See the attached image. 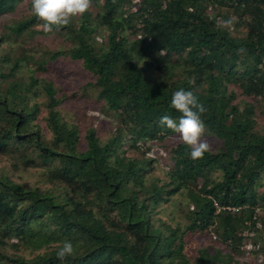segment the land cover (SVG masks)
Listing matches in <instances>:
<instances>
[{"label":"trees","instance_id":"1","mask_svg":"<svg viewBox=\"0 0 264 264\" xmlns=\"http://www.w3.org/2000/svg\"><path fill=\"white\" fill-rule=\"evenodd\" d=\"M22 1L0 0V17ZM91 2L102 13L93 22L85 12L71 30L76 46L50 58L69 52L93 75L111 121L107 139L96 113L83 130L64 118L59 106L68 97L51 82L43 86L44 125L42 80L32 71L16 79L27 53L0 58V155L45 166L52 184L0 175V242L38 251L28 260L0 250V264H235L249 254L264 264V0ZM229 18L230 29L218 27ZM40 23L32 13L10 27L37 34ZM97 25L107 32L96 37ZM181 88L197 95L205 133L221 142L196 161L158 124L163 115L178 122L170 103ZM177 194H186L187 209L173 224L159 212ZM194 235L208 241L194 249ZM65 241L74 254L61 261ZM45 246L52 248L40 252Z\"/></svg>","mask_w":264,"mask_h":264},{"label":"rangeland","instance_id":"2","mask_svg":"<svg viewBox=\"0 0 264 264\" xmlns=\"http://www.w3.org/2000/svg\"><path fill=\"white\" fill-rule=\"evenodd\" d=\"M29 2L30 0L20 2L14 12L6 13L0 17V36H3L2 42L0 43V58H2L4 54H7L10 55V58L14 59L21 56L22 53L23 55L27 53L26 57L31 61H24V66L18 71L16 79L23 81L29 80L28 76L30 75V71H32L31 75H35L42 80V94L38 96L37 99L42 106L40 116L42 117V123L44 125L45 122L43 118L47 114L45 104L47 102V96L43 86L44 83L51 82L58 90L59 97H62L63 95L68 97L67 101H63V103L59 106V110L63 114L64 118L70 123L79 126L80 129L83 130L91 125L95 115L102 116L107 123L106 125H102V123L97 124L99 127L98 129H100L98 134L102 139H107L111 134V121L110 118L107 117L101 110L104 106V101L99 99L98 89L96 86L92 85L94 77L90 72L82 67L81 61L72 59L69 55V50L76 46V39L73 37L71 30L77 29L80 26L83 18L82 15L74 17L70 23L71 27L63 30L37 34H31L26 31L17 35L12 31L10 26L14 25L17 21L23 20L24 18L32 15ZM88 11L92 14L89 16V19L95 22L94 18H97L96 16L102 13L101 2H91ZM97 28L98 32L96 37L101 36V33L105 34L107 32L102 26L97 25ZM22 46H25V48ZM58 50L69 52H66V55H63L54 61L51 60V52ZM41 62L43 65L42 70L37 68V64ZM36 100L31 99V102L33 103ZM87 111L88 113H84ZM258 120H260L261 123L264 122V118L262 117L258 118ZM43 129L47 131L46 127ZM205 132L206 129L201 139L207 140V142L211 145L210 150L217 149L221 145L220 140L215 138L213 135H207ZM129 151L132 150L129 149ZM131 153L135 156L137 151H132ZM16 156V154L0 155V175L10 177L16 182L32 186L40 185L43 188L52 186V184L46 180L45 166L38 165L25 168ZM155 171L156 175L163 179H167V175H164V172L160 170L159 167H156ZM262 183L264 184V177L262 179ZM187 201L188 198L186 194H177L169 202L161 205L162 209L160 210L159 215L169 222L172 221L173 224L178 221L183 222L184 213L187 209ZM5 240L7 243L0 242V250L9 255L20 254L29 260L33 258L36 253H38V251H31L23 246H15L14 244L17 242L16 239ZM207 241L208 239L205 237L194 235L193 241H190V244L192 248L197 249L198 247L204 246ZM58 244L60 243L56 242L54 245L58 246ZM51 248L52 246H45L40 250V252H44V250L47 249L50 250ZM247 256L249 258L246 260H244L242 256H238L237 258L239 259V262L235 264H250L248 262L251 261L252 264H262L261 259L255 258L254 254H249Z\"/></svg>","mask_w":264,"mask_h":264},{"label":"clouds","instance_id":"3","mask_svg":"<svg viewBox=\"0 0 264 264\" xmlns=\"http://www.w3.org/2000/svg\"><path fill=\"white\" fill-rule=\"evenodd\" d=\"M30 3L33 15L42 22L37 28L50 33L69 25L74 17L87 12L91 0H30ZM233 23V18L221 20L218 21V27L230 29ZM188 83L194 84L195 81L189 79ZM170 106L181 113L178 122L169 115H163L158 121L159 126L178 134V139L190 148V158L193 161L202 159L211 148L206 139H201L205 131L201 119V115L206 112L205 106L192 90L183 88L173 93ZM73 254L74 246L71 241H65L56 253L61 261Z\"/></svg>","mask_w":264,"mask_h":264}]
</instances>
